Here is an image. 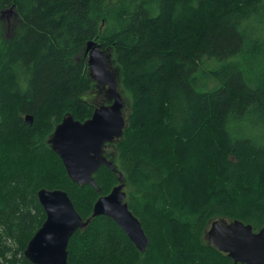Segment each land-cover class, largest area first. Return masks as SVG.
I'll return each instance as SVG.
<instances>
[{
  "label": "trees",
  "instance_id": "16d2710c",
  "mask_svg": "<svg viewBox=\"0 0 264 264\" xmlns=\"http://www.w3.org/2000/svg\"><path fill=\"white\" fill-rule=\"evenodd\" d=\"M90 40L129 99L106 156L148 243L138 251L99 215L70 237L68 262L232 264L203 236L216 218L264 226V0H0V264H31L39 189L64 190L86 219L118 184L105 165L97 188L74 183L48 143L66 115L84 121L104 99Z\"/></svg>",
  "mask_w": 264,
  "mask_h": 264
},
{
  "label": "water",
  "instance_id": "95a60500",
  "mask_svg": "<svg viewBox=\"0 0 264 264\" xmlns=\"http://www.w3.org/2000/svg\"><path fill=\"white\" fill-rule=\"evenodd\" d=\"M85 53L88 75L98 86L105 87L108 103L98 104L84 121L66 115L55 126L48 143L74 183L97 188L94 174L105 165L117 174L118 184L107 194L98 196L86 219L79 215L64 190L39 189L37 197L45 218L24 250L31 264H70L67 259L70 237L99 215L112 219L138 251L144 252L148 243L141 222L128 207L123 175L104 154L105 145L117 142L126 125L118 75L111 65L110 52L102 49L98 42L88 41ZM25 119L31 122V116L26 115ZM206 239L216 249L227 253L232 264H264V226L254 230L250 223L239 219H214L206 231Z\"/></svg>",
  "mask_w": 264,
  "mask_h": 264
},
{
  "label": "rangeland",
  "instance_id": "374dc122",
  "mask_svg": "<svg viewBox=\"0 0 264 264\" xmlns=\"http://www.w3.org/2000/svg\"><path fill=\"white\" fill-rule=\"evenodd\" d=\"M117 72V71H116ZM96 83V82H95ZM216 81H210V85L212 86V87H215L216 86ZM98 88H97V87ZM96 86H94V88H92V92H94V93H99L100 95H102V97L104 98V99H102V101H100L99 102V105L100 104H103V103H105V87H102V86H98V84L96 85ZM119 90L121 91V89H120V87H119ZM121 94H122V97H123V99H124V115H125V118L127 119V116L129 115V113H130V104H128L129 103V99H128V97L121 91ZM97 95V94H96ZM99 96V95H98ZM114 145L115 144H113V143H108L104 148H105V155L107 154L108 155V153L111 155V157L113 158V160H114V158L116 157V151H115V148H114ZM125 191H126V189H125ZM216 219H219V218H216ZM224 219H226V218H224ZM212 220H214V219H212ZM212 220H210V222L207 224V227H206V229H205V231H204V239L205 240H207L206 239V231L208 230V228L210 227V223H211V221ZM227 220H229V219H227ZM232 220V219H231Z\"/></svg>",
  "mask_w": 264,
  "mask_h": 264
},
{
  "label": "flooded vegetation",
  "instance_id": "af4514ba",
  "mask_svg": "<svg viewBox=\"0 0 264 264\" xmlns=\"http://www.w3.org/2000/svg\"><path fill=\"white\" fill-rule=\"evenodd\" d=\"M106 145H107V144H106ZM106 145H105V146H106ZM104 153H105V148H104ZM107 158H108V157H107Z\"/></svg>",
  "mask_w": 264,
  "mask_h": 264
}]
</instances>
